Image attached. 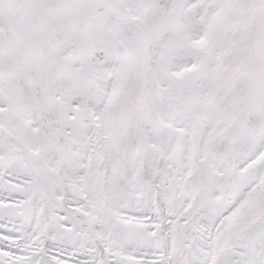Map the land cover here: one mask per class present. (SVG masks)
<instances>
[{
    "label": "snow or ice",
    "instance_id": "6c2138e0",
    "mask_svg": "<svg viewBox=\"0 0 264 264\" xmlns=\"http://www.w3.org/2000/svg\"><path fill=\"white\" fill-rule=\"evenodd\" d=\"M0 264H264V0H0Z\"/></svg>",
    "mask_w": 264,
    "mask_h": 264
}]
</instances>
